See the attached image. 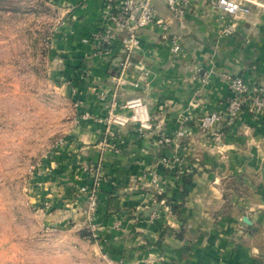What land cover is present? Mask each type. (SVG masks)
<instances>
[{"label": "crops", "instance_id": "0c3cea01", "mask_svg": "<svg viewBox=\"0 0 264 264\" xmlns=\"http://www.w3.org/2000/svg\"><path fill=\"white\" fill-rule=\"evenodd\" d=\"M51 1L63 16L53 56L74 115L65 144L42 156L29 183L36 225L25 229L34 237L25 247L27 264H264V110L253 112L246 101L236 120L226 115L227 76L264 90V12L237 20L230 33L222 32L227 21L216 12L171 18L177 52L145 28L120 73L119 47L98 51L90 40L101 28L104 0ZM136 96L147 104L151 129L107 124L112 102L114 111L128 113L120 105ZM86 112L99 120L83 119ZM211 112L222 122L202 129L200 118ZM180 129L178 148L159 144ZM111 133L122 141L119 151L102 144ZM83 162L101 167L98 239L86 235L81 211ZM172 203L179 204L176 212ZM155 204L148 215L139 211Z\"/></svg>", "mask_w": 264, "mask_h": 264}, {"label": "rangeland", "instance_id": "374dc122", "mask_svg": "<svg viewBox=\"0 0 264 264\" xmlns=\"http://www.w3.org/2000/svg\"><path fill=\"white\" fill-rule=\"evenodd\" d=\"M62 17L51 0H0V264H27L34 167L74 115L52 51Z\"/></svg>", "mask_w": 264, "mask_h": 264}, {"label": "built area", "instance_id": "2783aa9c", "mask_svg": "<svg viewBox=\"0 0 264 264\" xmlns=\"http://www.w3.org/2000/svg\"><path fill=\"white\" fill-rule=\"evenodd\" d=\"M157 2H160L169 12V16L160 15L157 11ZM105 15L101 28L90 37L93 46L101 51V47L118 46L122 57L117 62V67L122 73L130 62L131 54L139 48L140 32L145 28L156 29L161 37L171 43L172 51L180 49L179 36L169 33L171 18L183 21L188 13H195L199 16H209L217 13L219 17L227 22L222 28L223 33H230L237 20L246 18L252 13L264 12V0H104ZM84 41H88L84 39ZM205 80V79H204ZM231 96L226 102V115L231 120H236L242 109L247 105L253 112L264 110V90L260 87H249L246 80L240 75L226 77ZM206 81V80H205ZM251 91V94L249 93ZM72 92L76 89L73 87ZM78 102H75L77 105ZM117 104L112 102L105 121L113 126H125L134 122L140 130L151 129V118L148 113L145 101L136 96L125 100L120 106L128 110V113L114 111ZM83 119L99 120L89 113L82 114ZM223 116L217 112L204 115L199 120L202 129L210 128L222 122ZM184 130L180 129L175 133L174 140L167 137L159 139L161 146H168L171 142L175 148L179 147V139L183 137ZM110 138L103 140V146L113 151H119L121 140L111 133ZM65 144L64 138L56 141L54 148L59 149ZM165 164H169L170 158H161ZM38 164L35 165V167ZM34 167V170H35ZM81 169L86 173L84 183L79 186V194L83 196L84 204L82 213L85 216L87 229L93 239H98L99 224L96 221L97 194L101 179V167L94 163L83 162ZM45 208L51 206L47 199L43 202ZM144 264H148L145 262Z\"/></svg>", "mask_w": 264, "mask_h": 264}, {"label": "trees", "instance_id": "16d2710c", "mask_svg": "<svg viewBox=\"0 0 264 264\" xmlns=\"http://www.w3.org/2000/svg\"><path fill=\"white\" fill-rule=\"evenodd\" d=\"M73 86H76V85L73 84ZM190 176H191V174H187V175L184 177V180H183V183H184V184H185V183H186V184L189 183ZM159 199H160V197L158 196L157 201H159ZM170 207H171V210H172L173 212H176V211L179 209V204L172 203V204H170ZM86 235L89 236V237L91 238V235H90L89 232H87ZM92 239H93V238H92Z\"/></svg>", "mask_w": 264, "mask_h": 264}, {"label": "water", "instance_id": "95a60500", "mask_svg": "<svg viewBox=\"0 0 264 264\" xmlns=\"http://www.w3.org/2000/svg\"><path fill=\"white\" fill-rule=\"evenodd\" d=\"M159 207L158 204H155L153 206H151L150 208H148L147 210H143L140 209L139 211L145 215H148L150 212H153L154 210H156ZM243 220H246L245 217L243 218Z\"/></svg>", "mask_w": 264, "mask_h": 264}]
</instances>
